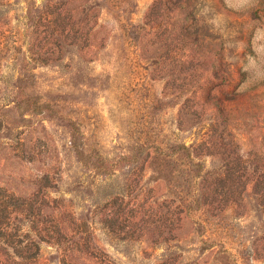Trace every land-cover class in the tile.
Instances as JSON below:
<instances>
[{
	"label": "rangeland",
	"instance_id": "374dc122",
	"mask_svg": "<svg viewBox=\"0 0 264 264\" xmlns=\"http://www.w3.org/2000/svg\"><path fill=\"white\" fill-rule=\"evenodd\" d=\"M0 264H264V0H0Z\"/></svg>",
	"mask_w": 264,
	"mask_h": 264
}]
</instances>
